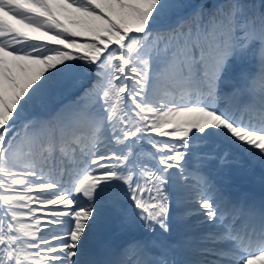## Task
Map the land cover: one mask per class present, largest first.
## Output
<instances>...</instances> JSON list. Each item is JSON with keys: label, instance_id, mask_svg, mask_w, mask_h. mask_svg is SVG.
Segmentation results:
<instances>
[{"label": "snow or ice", "instance_id": "obj_1", "mask_svg": "<svg viewBox=\"0 0 264 264\" xmlns=\"http://www.w3.org/2000/svg\"><path fill=\"white\" fill-rule=\"evenodd\" d=\"M257 168L264 0H0V264H264Z\"/></svg>", "mask_w": 264, "mask_h": 264}]
</instances>
